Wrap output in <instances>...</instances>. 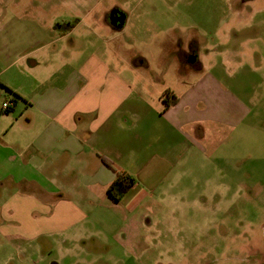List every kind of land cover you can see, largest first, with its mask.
Instances as JSON below:
<instances>
[{
  "label": "crops",
  "instance_id": "0c3cea01",
  "mask_svg": "<svg viewBox=\"0 0 264 264\" xmlns=\"http://www.w3.org/2000/svg\"><path fill=\"white\" fill-rule=\"evenodd\" d=\"M110 20L95 13L85 24L95 37L83 36L85 44L76 50L71 36L77 26L64 30L46 19L17 16L1 21L0 65L16 69V77L2 72L0 85L20 95L23 114L32 111L23 125L25 146L10 143L9 129L2 131L0 182L33 192L7 197L1 233L31 240L73 232L95 217L97 202L112 204L107 191L117 177L102 156L136 177L137 184L114 203L134 216L149 189L203 154L201 138L215 129L224 135L249 117L227 76L200 62L199 39L163 31L143 49L148 42L140 43L129 19L121 27ZM93 40L99 48L91 52ZM188 53L195 59L188 60ZM43 66L46 76L27 77ZM167 89L178 101L165 108ZM11 103L16 108L18 100Z\"/></svg>",
  "mask_w": 264,
  "mask_h": 264
},
{
  "label": "rangeland",
  "instance_id": "374dc122",
  "mask_svg": "<svg viewBox=\"0 0 264 264\" xmlns=\"http://www.w3.org/2000/svg\"><path fill=\"white\" fill-rule=\"evenodd\" d=\"M112 11L138 29L140 43L148 42L143 49L163 31L199 39L200 62L227 76L249 117L224 135L215 129L201 138L203 154L149 189L134 216L112 200L97 202L96 216L73 232L25 240L0 231V264H264V0H0V23L17 16L77 26L76 50L95 37L86 22ZM87 46L97 51L99 42ZM36 71L27 77L40 79L48 69ZM0 74L14 78L16 69L0 65ZM6 98L18 105L3 113ZM24 105L0 85V136L9 129L17 146L27 143L32 110L23 114ZM3 186L0 209L7 197L33 196L26 185Z\"/></svg>",
  "mask_w": 264,
  "mask_h": 264
},
{
  "label": "trees",
  "instance_id": "16d2710c",
  "mask_svg": "<svg viewBox=\"0 0 264 264\" xmlns=\"http://www.w3.org/2000/svg\"><path fill=\"white\" fill-rule=\"evenodd\" d=\"M57 26H59V24ZM16 95L20 96L17 93ZM163 100L165 102V108H168L178 101V96L172 90L167 89L163 94ZM2 112H10V108L7 110H2ZM102 160L108 165L112 166L117 172V177L108 187L107 192L112 200L119 202L131 190V188L137 184V179L132 173L116 168L113 161L106 158L105 156H102Z\"/></svg>",
  "mask_w": 264,
  "mask_h": 264
},
{
  "label": "flooded vegetation",
  "instance_id": "af4514ba",
  "mask_svg": "<svg viewBox=\"0 0 264 264\" xmlns=\"http://www.w3.org/2000/svg\"><path fill=\"white\" fill-rule=\"evenodd\" d=\"M107 18L109 20L111 19L110 21H112V23L115 26L121 27L122 26V18L125 19V15L120 11H112V12L108 13ZM186 56H187L188 60L195 59L193 56V53H188Z\"/></svg>",
  "mask_w": 264,
  "mask_h": 264
},
{
  "label": "built area",
  "instance_id": "2783aa9c",
  "mask_svg": "<svg viewBox=\"0 0 264 264\" xmlns=\"http://www.w3.org/2000/svg\"><path fill=\"white\" fill-rule=\"evenodd\" d=\"M11 105H12V103H11V101H5L4 103H3V108H2V110H7V109H9V108H11Z\"/></svg>",
  "mask_w": 264,
  "mask_h": 264
},
{
  "label": "water",
  "instance_id": "95a60500",
  "mask_svg": "<svg viewBox=\"0 0 264 264\" xmlns=\"http://www.w3.org/2000/svg\"><path fill=\"white\" fill-rule=\"evenodd\" d=\"M124 20H125V19H124V18H122V23L124 22Z\"/></svg>",
  "mask_w": 264,
  "mask_h": 264
}]
</instances>
